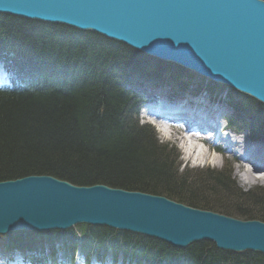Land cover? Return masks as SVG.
Masks as SVG:
<instances>
[{
	"label": "trees",
	"instance_id": "16d2710c",
	"mask_svg": "<svg viewBox=\"0 0 264 264\" xmlns=\"http://www.w3.org/2000/svg\"><path fill=\"white\" fill-rule=\"evenodd\" d=\"M0 46L25 69H43L37 78L21 73L23 88L0 90V181L46 174L76 185L106 184L159 194L264 221V188L243 191L228 165L223 170L183 166L174 145L161 143L152 127L135 119L139 81L130 78L137 73L140 81H159L176 69L178 74L170 77L177 79L181 71L171 63L95 32L8 14H0ZM236 108L253 109L257 118H264L263 105L246 95H241ZM221 196L233 197L234 208L223 205ZM78 229L82 252L97 258L110 250L140 264H264L259 252L220 250L209 241L176 248L105 226ZM78 236L70 229L17 232L6 238L13 249L43 250L63 241L67 250L77 244Z\"/></svg>",
	"mask_w": 264,
	"mask_h": 264
},
{
	"label": "water",
	"instance_id": "95a60500",
	"mask_svg": "<svg viewBox=\"0 0 264 264\" xmlns=\"http://www.w3.org/2000/svg\"><path fill=\"white\" fill-rule=\"evenodd\" d=\"M0 13L97 32L264 103V0H0ZM108 226L178 248L264 254V221L52 175L0 182V234Z\"/></svg>",
	"mask_w": 264,
	"mask_h": 264
},
{
	"label": "clouds",
	"instance_id": "9594fccd",
	"mask_svg": "<svg viewBox=\"0 0 264 264\" xmlns=\"http://www.w3.org/2000/svg\"><path fill=\"white\" fill-rule=\"evenodd\" d=\"M164 133L170 143L180 151L179 159L193 169L223 170L226 159L231 160V157H226L218 149L206 143L205 136L199 132H187L181 125H167L164 127ZM231 168L232 178L245 191L258 184L264 186V172L257 173L254 166L242 161H232ZM180 171H183V168Z\"/></svg>",
	"mask_w": 264,
	"mask_h": 264
},
{
	"label": "bare ground",
	"instance_id": "6f19581e",
	"mask_svg": "<svg viewBox=\"0 0 264 264\" xmlns=\"http://www.w3.org/2000/svg\"><path fill=\"white\" fill-rule=\"evenodd\" d=\"M127 46H129V45H127ZM139 77L140 76H138V74L136 73V74H134V77L132 76L130 78V80H133V79L136 80ZM130 80H129V82H130ZM161 107L163 108L164 106H161ZM249 142H251V140L245 141V143L243 141H240L239 147H238V144L234 145V146L237 147L238 151L233 150V151H230L229 154H230V156L234 160L236 159V157H238L243 162H246V163L254 166V170L257 173L264 172V136H263L262 141L259 142V144L261 146L260 147L253 148L249 153L246 154L245 151H244V148H245V145L244 144H248ZM227 157H229V156H227ZM184 165L185 164H183V166ZM258 187L263 188L262 186H258ZM133 191H138V190H133ZM141 192H143V191H141ZM167 198H169V197H167ZM169 199L170 200H173L171 198H169ZM187 205L188 206H192V207H196V206L189 205V204H187ZM196 208H198V207H196ZM200 209H204V208L203 207H200ZM219 213L225 214L223 211L222 212H219ZM226 215H228V214H226ZM233 217H235V216H233ZM245 220H260L261 221V219H245Z\"/></svg>",
	"mask_w": 264,
	"mask_h": 264
},
{
	"label": "rangeland",
	"instance_id": "374dc122",
	"mask_svg": "<svg viewBox=\"0 0 264 264\" xmlns=\"http://www.w3.org/2000/svg\"><path fill=\"white\" fill-rule=\"evenodd\" d=\"M168 63H170V62H168ZM151 68V67H150ZM224 87L225 86H223V87H218V88H223L224 89ZM226 89V88H225ZM227 90H229V89H226V91L225 92H227ZM232 96H236L237 97V94H236V92H232L231 91V93H230ZM224 95H226V93H224ZM248 97H250V96H248ZM239 98H240V96H239ZM249 102H251V101H249ZM242 103V102H241ZM250 104H252V103H250ZM245 107H246V104L244 105ZM251 106L248 104V106H247V108H250ZM159 131V133H160V135H162V136H164L163 134H162V132L160 131V130H157V132ZM262 136V135H261ZM260 135H259V137H261ZM164 137H167V136H164ZM183 162V161H182ZM231 163H232V159L231 160H227L226 159V162H225V167L228 165V166H230L231 167ZM187 167H189V166H187ZM189 168H191V167H189ZM198 169H202V168H198ZM32 175H36V174H32ZM40 175V174H39ZM41 175H43V174H41ZM46 175V174H45ZM29 176V175H28ZM24 177H26V176H24ZM20 178H23V177H20ZM16 179H18V178H16ZM237 185H239L238 183H237ZM258 187V186H260L259 184L258 185H255V186H253V187ZM252 188V187H251ZM242 190L243 191H245L243 188H242ZM156 195H159V194H156ZM162 196V195H161ZM206 196H209V194L208 195H206ZM221 197H223V196H221ZM209 198V197H208ZM173 200H175V199H173ZM220 201H221V203H223V205H228V207H230V208H234V207H232V206H234L235 205V203H233V197H231V196H229V197H227V198H225V197H223V198H221V199H219ZM233 200V201H232ZM178 202H181V201H178ZM208 202H211V201H208ZM181 203H184V204H186L185 202H181ZM212 203V202H211ZM187 205V204H186ZM211 205H213V204H211ZM211 207H214V206H211ZM198 208H200V207H198ZM204 209H206V208H204ZM208 210H210V209H208ZM214 211V210H213ZM216 212H219V211H217L216 210ZM238 218V217H237ZM138 236V235H137ZM217 249H220V248H218L214 243H212ZM220 250H222V249H220ZM225 251H227V250H225ZM230 252H233V251H230ZM245 252H247V251H245ZM253 252V251H252ZM235 253H237V252H235ZM260 253V252H259ZM262 254V253H261ZM264 255V254H263Z\"/></svg>",
	"mask_w": 264,
	"mask_h": 264
}]
</instances>
